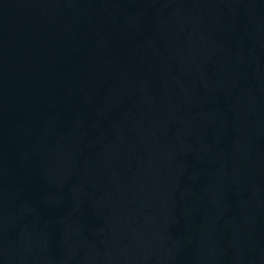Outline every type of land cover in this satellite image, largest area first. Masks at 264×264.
I'll return each mask as SVG.
<instances>
[{
	"label": "water",
	"instance_id": "95a60500",
	"mask_svg": "<svg viewBox=\"0 0 264 264\" xmlns=\"http://www.w3.org/2000/svg\"><path fill=\"white\" fill-rule=\"evenodd\" d=\"M0 264H264V0H0Z\"/></svg>",
	"mask_w": 264,
	"mask_h": 264
}]
</instances>
